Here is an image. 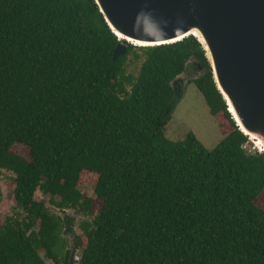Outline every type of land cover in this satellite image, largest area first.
I'll use <instances>...</instances> for the list:
<instances>
[{"label": "trees", "instance_id": "16d2710c", "mask_svg": "<svg viewBox=\"0 0 264 264\" xmlns=\"http://www.w3.org/2000/svg\"><path fill=\"white\" fill-rule=\"evenodd\" d=\"M118 42L94 0H0V169L13 174L14 201L0 264L68 262L73 218L35 190L89 217L75 264H264V153L242 146L202 46L192 35L126 43L111 59ZM134 49L143 58L131 75ZM187 70L218 121L210 149L190 131L163 134ZM84 173L94 199L76 187Z\"/></svg>", "mask_w": 264, "mask_h": 264}, {"label": "water", "instance_id": "95a60500", "mask_svg": "<svg viewBox=\"0 0 264 264\" xmlns=\"http://www.w3.org/2000/svg\"><path fill=\"white\" fill-rule=\"evenodd\" d=\"M94 2L119 40L111 59L126 43L154 46L195 37L232 120L247 138L259 140L264 153V0Z\"/></svg>", "mask_w": 264, "mask_h": 264}, {"label": "rangeland", "instance_id": "374dc122", "mask_svg": "<svg viewBox=\"0 0 264 264\" xmlns=\"http://www.w3.org/2000/svg\"><path fill=\"white\" fill-rule=\"evenodd\" d=\"M134 53L127 55L124 71L127 74L135 75L137 73L139 64L143 58L140 50L134 49ZM188 71V70H187ZM183 72L178 75L182 85V94L179 100L176 102L170 112V116L164 125L163 134L171 140L177 141L184 137L187 131L193 133L196 139L201 145L206 148H212L221 138L222 135L219 132L218 121L209 112L208 108L202 98V95L196 89V87L187 81L191 77V71ZM252 142L249 138L243 143L245 149H249L252 146ZM11 150L19 156L27 159V149L25 146L19 143L11 145ZM12 176L10 171L0 169V223L2 220L12 213L14 201L12 198ZM94 175L81 174L76 184L77 189L84 195L94 199L93 185ZM34 198L41 200L50 212L58 215L67 214L73 218L72 230L70 233H62V237L65 240V246L69 250L70 256H74L71 264H75V260L78 257V246L75 245L76 237L80 235V229L78 223L80 220L89 218L88 216L77 213L74 209L68 208L63 211L55 208L49 201L50 197L41 193L40 190H35ZM259 206L264 208V189L258 195L256 201ZM99 207V202L94 201V211ZM77 246V247H76Z\"/></svg>", "mask_w": 264, "mask_h": 264}, {"label": "built area", "instance_id": "2783aa9c", "mask_svg": "<svg viewBox=\"0 0 264 264\" xmlns=\"http://www.w3.org/2000/svg\"><path fill=\"white\" fill-rule=\"evenodd\" d=\"M250 141L253 143L252 146L250 147V150L247 149L248 151H257V152H261V150L256 146V144L254 143L253 140L250 139ZM243 146V145H242ZM244 147V146H243Z\"/></svg>", "mask_w": 264, "mask_h": 264}, {"label": "flooded vegetation", "instance_id": "af4514ba", "mask_svg": "<svg viewBox=\"0 0 264 264\" xmlns=\"http://www.w3.org/2000/svg\"><path fill=\"white\" fill-rule=\"evenodd\" d=\"M70 259V264L72 263V260L75 259L74 256H70V253H69V256H68V260Z\"/></svg>", "mask_w": 264, "mask_h": 264}, {"label": "bare ground", "instance_id": "6f19581e", "mask_svg": "<svg viewBox=\"0 0 264 264\" xmlns=\"http://www.w3.org/2000/svg\"><path fill=\"white\" fill-rule=\"evenodd\" d=\"M195 34V33H194ZM231 107V106H230ZM231 110H232V108H231ZM259 140L257 139V142H258ZM257 142L254 140V143L256 144V146L261 150V147H260V145L259 144H257Z\"/></svg>", "mask_w": 264, "mask_h": 264}, {"label": "clouds", "instance_id": "9594fccd", "mask_svg": "<svg viewBox=\"0 0 264 264\" xmlns=\"http://www.w3.org/2000/svg\"><path fill=\"white\" fill-rule=\"evenodd\" d=\"M262 152V151H261Z\"/></svg>", "mask_w": 264, "mask_h": 264}]
</instances>
